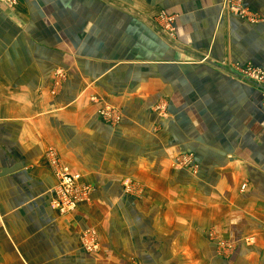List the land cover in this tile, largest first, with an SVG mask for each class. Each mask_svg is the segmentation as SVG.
<instances>
[{"label":"crops","instance_id":"1","mask_svg":"<svg viewBox=\"0 0 264 264\" xmlns=\"http://www.w3.org/2000/svg\"><path fill=\"white\" fill-rule=\"evenodd\" d=\"M12 1L0 264H264V111L239 76L264 70V0H243L257 23L226 0ZM51 153L92 191L69 216L52 206ZM223 243L236 251L220 260Z\"/></svg>","mask_w":264,"mask_h":264},{"label":"built area","instance_id":"2","mask_svg":"<svg viewBox=\"0 0 264 264\" xmlns=\"http://www.w3.org/2000/svg\"><path fill=\"white\" fill-rule=\"evenodd\" d=\"M1 2L13 4L12 0H0ZM233 0L225 1V9L230 12H239L242 11L241 6L235 2L231 4ZM260 71H254L253 74L251 72L247 73L244 69H240L239 76L240 78L246 80L248 83L252 84L256 88H263L261 81H264V77ZM252 76V78H251ZM58 78H62V74L57 75ZM110 110H104L101 112L102 116H108ZM51 166L53 170V174L57 180V185L54 189V199L52 202V206L56 209L62 216H69L77 211L80 205L85 203H90L91 200V188L87 185H82L80 183V177L73 173L69 168L62 166L59 163V160L56 158L54 153H51ZM193 156H183L177 159L176 167L181 168H192L194 166ZM135 186L130 182L125 183V188L130 194L135 193ZM137 187V186H136ZM83 243L86 249L89 252L96 251L97 241L94 233L87 232L83 237ZM222 248H224L223 252L229 251L233 252L235 248V244L233 243H223Z\"/></svg>","mask_w":264,"mask_h":264},{"label":"rangeland","instance_id":"3","mask_svg":"<svg viewBox=\"0 0 264 264\" xmlns=\"http://www.w3.org/2000/svg\"><path fill=\"white\" fill-rule=\"evenodd\" d=\"M237 1V3L238 4H236L235 2ZM236 4V5H239V6H241V8H242V11H239V12H230L229 14H230V17H233V16H237V17H239V18H241V19H244V20H246V21H249V22H252V23H257V22H259V21H261V19L260 18H258V17H254V18H251V17H248L247 16V14L249 13L247 10H246V7H244V5H242L243 4V0H233V2H231V4ZM250 19V20H249ZM239 68V67H238ZM241 69H244L247 73H249V72H251V74H253V72L254 71H260L259 73H262V75H263V77H264V70L263 69H261V68H259V67H255V66H253V65H247L246 67H243V68H241ZM251 78H252V76H251ZM261 84H262V86H264V81H261L260 82ZM257 91L260 93V96H261V106H262V108H263V111H264V87L263 88H258L257 87ZM243 189H245L246 188V186H243L242 187ZM135 193H134V195H138L139 194V188L138 187H136L135 186ZM221 244V243H220ZM223 250H224V248H222V246L221 245H219V251H215V257L217 258V259H220V260H225L226 258H229V257H231V255L233 254H235V251H233L232 253L231 252H227V251H225V252H223ZM232 255V256H233Z\"/></svg>","mask_w":264,"mask_h":264}]
</instances>
